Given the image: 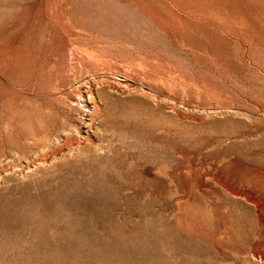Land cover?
Listing matches in <instances>:
<instances>
[{
  "label": "rangeland",
  "instance_id": "1",
  "mask_svg": "<svg viewBox=\"0 0 264 264\" xmlns=\"http://www.w3.org/2000/svg\"><path fill=\"white\" fill-rule=\"evenodd\" d=\"M0 264H264V0H0Z\"/></svg>",
  "mask_w": 264,
  "mask_h": 264
}]
</instances>
